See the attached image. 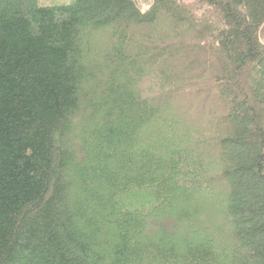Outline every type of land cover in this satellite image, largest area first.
I'll use <instances>...</instances> for the list:
<instances>
[{
    "label": "trees",
    "instance_id": "trees-1",
    "mask_svg": "<svg viewBox=\"0 0 264 264\" xmlns=\"http://www.w3.org/2000/svg\"><path fill=\"white\" fill-rule=\"evenodd\" d=\"M0 264H264V0H0Z\"/></svg>",
    "mask_w": 264,
    "mask_h": 264
},
{
    "label": "rangeland",
    "instance_id": "rangeland-1",
    "mask_svg": "<svg viewBox=\"0 0 264 264\" xmlns=\"http://www.w3.org/2000/svg\"><path fill=\"white\" fill-rule=\"evenodd\" d=\"M43 2H46V3H49L50 1L52 0H42ZM58 2H61L62 0H57ZM64 1H67V0H64ZM140 2V0H137ZM146 6L144 4H142V8L144 9Z\"/></svg>",
    "mask_w": 264,
    "mask_h": 264
}]
</instances>
